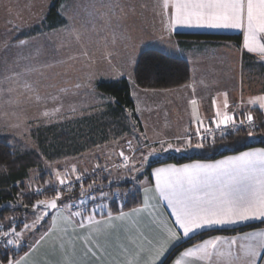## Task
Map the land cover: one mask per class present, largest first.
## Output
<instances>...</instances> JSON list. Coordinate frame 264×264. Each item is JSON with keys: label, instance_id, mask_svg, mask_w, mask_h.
<instances>
[{"label": "rangeland", "instance_id": "374dc122", "mask_svg": "<svg viewBox=\"0 0 264 264\" xmlns=\"http://www.w3.org/2000/svg\"><path fill=\"white\" fill-rule=\"evenodd\" d=\"M53 2L54 0H0V136H15L22 141L27 150L39 151L34 141L33 130L51 126H69L106 111L113 99L97 91L96 85L102 81L126 79L131 88L135 113L140 123H137L131 112H128L129 132L118 139L109 140L105 145L84 153L79 158L56 162L44 158L42 167L30 171L26 181L29 191L37 193V189L63 187L56 180L57 171L69 176L73 182L72 188L77 182L75 175L72 174L73 167L76 169V174L81 176L79 182L83 184L97 174L98 181L91 182L90 184L93 185L91 188L88 186L84 188L89 192L81 198L85 201L82 208L87 213L93 206L105 205L106 212L110 210L109 199L117 195L125 198L147 183L148 177L140 180L149 163V160L142 163V153L148 151L143 145L168 135L167 131L153 129L158 127L156 123L151 126L152 131H150L143 117L144 112L148 108L152 110L153 106L155 114L150 120L157 121L159 116H162L163 119L168 118L172 121L171 118H174L170 116V111L174 109L169 105L186 103L190 95L186 93V86L163 93L140 89L133 76L140 53L147 49H157L170 56L188 60L196 77V80L193 77L190 87L206 83L210 77L195 76L192 55L186 52V47L179 45L177 38L170 37L165 16L160 8V0H65L60 6V12L67 20L64 28L29 37L23 40L26 42L24 44L15 41L20 30L41 26ZM240 51L243 55L246 54L243 52L244 49ZM254 57L256 62L264 63V59L259 55ZM211 61L212 59H208V62ZM240 66L242 68V63ZM227 72L230 73L229 76L210 78L213 79L211 84L215 79L218 83L219 78H222L226 83L219 86L223 87L204 93L198 91L191 99L195 98L200 102V108L205 111L198 95L211 93L221 112L225 100L224 93H227L228 103L239 97L235 114L239 113L241 108L249 115L244 100L247 104L253 105L249 100L264 93H250L245 95L243 100L242 96L245 93L243 91L241 95L240 90L237 97L234 79L238 82L239 75L238 73L233 75L231 69ZM240 87L242 89L243 86L239 83V89ZM164 95L170 96L167 100L169 104ZM157 96L158 98H154ZM240 103L242 106H239ZM56 109L59 111H55ZM45 111L49 112V116L43 115ZM251 116L254 117L253 114ZM146 118L149 120L148 112ZM141 122L147 129L145 133L142 131ZM179 122L186 123L185 119H180ZM176 125L180 126V124ZM192 139L195 145L196 136L193 135ZM176 143L181 148L184 146V140ZM152 146L159 148V145ZM121 152L124 154L123 157L120 155ZM162 152L157 153L162 154ZM124 157L128 158L127 167L124 166ZM44 174L48 176L41 179ZM127 180H133L129 189L95 191L93 189L95 186L109 188L115 182ZM64 192L66 190L62 192V201L68 198L64 196ZM50 199H52L50 196L45 197V200ZM81 199L72 203L79 204ZM15 219L22 222V226L17 231H23L25 223H32L34 212L11 213L0 219V226H9ZM48 223H51L50 219ZM47 225V222H44L42 228ZM38 237L39 225L34 231L24 232L27 241L23 240L22 246H29L28 240L34 243ZM79 243L84 241L80 240Z\"/></svg>", "mask_w": 264, "mask_h": 264}, {"label": "snow or ice", "instance_id": "6c2138e0", "mask_svg": "<svg viewBox=\"0 0 264 264\" xmlns=\"http://www.w3.org/2000/svg\"><path fill=\"white\" fill-rule=\"evenodd\" d=\"M161 10L163 16L167 18L168 31L177 27L238 30L243 34V49L264 59V0H161ZM24 43L26 42L21 41V44ZM224 96L225 111L216 112L217 128L221 125L224 127L236 125L233 115L227 111L229 107L227 93H224ZM249 103L258 104L264 109V95L250 99ZM190 105L193 119L197 123L195 133L197 142L193 145L192 136H186L184 148H203L212 130L204 128V133L208 135L201 133L203 122L198 116V101L193 98ZM43 115L47 117L49 112L45 111ZM246 119L248 124L252 125L253 117L250 114ZM240 123L243 124L244 121ZM248 135L251 136L252 132L250 131ZM212 142L214 143V137ZM158 143L159 148L148 143L143 145L148 151L142 153V163H146L149 157L158 151L170 149L181 151L180 145L174 146L170 141L160 140ZM120 155L123 157V152ZM124 161V166L127 167L128 158L124 157ZM72 174L75 175L77 182L81 181L75 167ZM151 175L154 183L151 187H144L142 206L128 213L121 210L119 215L113 216L110 210L105 212V205L93 206L91 211L86 213L82 208L84 199H81L79 204L62 201V192L70 190L73 182L67 174L62 175L57 171L56 180L63 187L55 189L54 198L39 200L33 205L32 223H25L23 231H17L16 227L11 225L8 230L0 231V241L4 247L20 248L24 232L34 231L38 225L43 227L41 222H46L45 217L51 221L48 231L30 245L29 253L20 260H9L8 264H27L28 255L52 231L67 232L68 226H72L73 230L87 226L92 232H99L114 227V221L127 223L131 218L144 213L154 218L156 227L153 234L149 236L138 232L130 239L131 246H121L120 257L110 261V264H168L166 254L173 246H181L189 239L202 235L205 230L250 221H264V148L245 151L212 163L196 162L179 167L175 165L160 167ZM92 186L88 185L89 188ZM80 188L83 197L82 182ZM40 192L41 190L37 189L38 195ZM153 200L156 202L153 203ZM165 206L170 219L159 215V208ZM61 225L64 226L63 229L60 228ZM85 248V255H91L96 259L106 254L99 244L90 245L88 238H85ZM73 255L74 252L66 256L62 264H79ZM188 259L192 264H258L264 259V230L230 238L209 237L180 252L173 264H186Z\"/></svg>", "mask_w": 264, "mask_h": 264}, {"label": "trees", "instance_id": "16d2710c", "mask_svg": "<svg viewBox=\"0 0 264 264\" xmlns=\"http://www.w3.org/2000/svg\"><path fill=\"white\" fill-rule=\"evenodd\" d=\"M65 0H54L48 10L45 20L41 26L22 29L15 41H23L29 37L40 35L44 32H51L64 28L67 24L66 18L60 12ZM181 46L186 47V43L200 44H220L232 42L238 48L242 45L241 36L225 34H177ZM242 78L244 83L251 89L262 88L264 93V63L256 62L255 57L249 54L243 55L242 59ZM136 85L147 91H168L189 84L192 81L190 66L185 59L176 58L169 54L157 50L147 49L140 53L133 71ZM96 90L110 96L113 102L109 104L107 110L90 118L78 121L69 126H51L33 130L35 144L38 150H27L21 140L11 135L0 136V219H4L11 213L18 212V208H27L33 206L39 200H45V197L54 198L55 189H41L38 195L36 192L29 191L26 181L29 178L30 171L42 167L44 158L56 162L64 159L79 158L84 153L93 151L98 147L105 145L111 139H118L123 134L129 132L130 118L128 112H131L137 123H140L136 113L135 105L131 96V88L126 79L114 81H102L96 85ZM253 115L257 119H262L264 113L258 109L253 110ZM250 131L242 130L211 140L205 141V146L195 151H189L182 155H168L165 159L151 160L148 163L145 174L140 177H149L152 168L164 164L182 165L194 161H215L220 158L242 153L254 148H264V126ZM197 139V137H196ZM48 174L42 175L44 179ZM99 176V175H98ZM97 174L91 176L88 181H84V188L91 182L98 181ZM80 182H76L75 187L64 192L68 197L63 200L66 203H72L83 198L89 191L84 190V196H81ZM133 180L125 182H115L109 188L95 186V190L106 189H129ZM118 196V195H117ZM116 196V197H117ZM112 197L109 199L110 210L113 214L132 210L142 205L141 191L136 190L133 193L123 197ZM60 201H58V204ZM100 216V214H99ZM49 218L45 221L48 222ZM19 221L15 219L10 225ZM16 227L19 229L22 222ZM44 222H42L43 224ZM264 226L263 223L240 227L231 231H212L195 239H190L183 245L178 246L168 256V263L183 248H186L195 242L216 234H234L236 232L250 231ZM9 226H0V229L8 230ZM15 227V226H14ZM1 231V230H0ZM26 247L21 246L16 250L12 247L0 249V257L4 263L9 260L17 259L25 251Z\"/></svg>", "mask_w": 264, "mask_h": 264}, {"label": "crops", "instance_id": "0c3cea01", "mask_svg": "<svg viewBox=\"0 0 264 264\" xmlns=\"http://www.w3.org/2000/svg\"><path fill=\"white\" fill-rule=\"evenodd\" d=\"M161 3V0H160ZM161 8V6H160ZM166 22H167V18L165 17ZM177 34H225V35H236V36H241L242 39V45H241V49L238 48L234 43L232 42H225V43H220V44H209V43H200V44H191V43H186V52L191 54V61H192V65L195 69V76H208V77H223L225 75H230V73L227 72L228 69H231V72L233 73V75H236L238 73L239 75V79L238 82H236V79H234L235 81V91L237 93V97H238V93L240 91V94L242 95L243 91H244V95L242 96L243 100L245 99V95L247 94H263V91L261 90L262 88H252L251 89L246 85V83H244V80L242 78V70H241V66L239 67V65H241L242 63V59H243V53H241L240 50H243V34L238 31V30H214V29H206V28H188V27H177L173 30L170 31V37H174L176 38ZM179 43V40H178ZM180 45V43H179ZM181 46V45H180ZM245 50V49H244ZM246 52V54L249 55H257L254 53H248L246 50L243 51ZM197 58H195V57ZM208 59H212L211 62H208ZM188 62V60H186ZM218 61V62H216ZM221 61V62H220ZM229 61V62H228ZM240 61V63H239ZM224 62V63H223ZM189 66L190 63L188 62ZM228 66V68H227ZM236 67V69H235ZM227 68V69H226ZM190 70H191V74H192V81L195 79L196 77H194V73L192 72V68L190 66ZM194 77V79H193ZM208 79L206 80V83H201V85L199 84L198 86H191L192 81L189 84H186L184 86H186V93H190V95L188 96V100L185 102H182L181 105L179 103L175 104V105H169L171 108L174 109L171 110L170 112V116H173L174 119L171 118L172 121H170V119L168 118H162V116H159V120L157 121H153L150 120L151 116H153V109L154 107L152 106V110H150V108L147 109V111H145L144 113V119L147 121L149 127H150V131H152L151 126L158 124V127H155L153 129H156V131H167V136H164V138H160L159 140L156 139L155 141H151L148 142V144L151 145H159V141L160 140H167L170 141L174 146H176V142L180 143L182 140H184V137L186 136H196V128H197V123L196 121L193 119L192 116V106L190 105V99L192 96H194V94L196 92H210V90L215 89V90H219L221 87L223 86H219V85H224L226 83V81H224L222 78H219L220 81L218 83H216V79L214 81L213 84H211L210 82H213V79ZM226 79V77H224ZM241 79V81H240ZM198 83V82H197ZM200 83V82H199ZM239 83L240 85H242V89L240 87L239 89ZM182 86V88L184 87ZM198 87V88H196ZM181 88V87H178ZM175 88V89H178ZM172 89V90H175ZM170 92V90H168ZM164 91H162L163 93ZM261 92V93H260ZM160 94V93H158ZM200 96V100H202V104L204 106V110H202V108H200L201 103L198 102L197 108H198V116H199V120L203 122V127H201V132L204 131V128H207L208 126L214 125L215 121L217 119L216 116V112L217 110H219V106L217 104V102L215 101L213 95L211 93H206V94H200L198 95ZM190 97V99H189ZM154 98H158L154 97ZM164 98L166 99V101L168 99H170L169 95H164ZM239 98V97H238ZM238 98H234L232 102L228 103L229 107L227 109V111L229 112V114L234 116L237 114H235V109H236V105L238 102ZM213 101H215V104H213ZM168 104L170 103L169 101H167ZM166 103V102H165ZM244 104H245V108L248 110V113L251 115L253 114V110L254 109H258L259 111L264 113V110H262L261 108H259V105H249L247 104V102L244 100ZM155 106V105H154ZM168 106V105H167ZM183 106V110H181V107ZM166 107V106H164ZM225 109L222 106L221 108V112H224ZM147 112L149 113V120L146 118L147 116ZM183 114V115H182ZM233 116V117H234ZM139 119V118H138ZM180 119H185L186 123H182L179 122ZM140 121V120H139ZM161 121V122H159ZM176 124H180V126H177ZM182 124V125H181ZM141 126H142V131L143 133H145L147 131V129L145 128L143 122H141ZM173 128V129H172ZM172 130V131H171ZM189 131V133H188ZM166 133V132H165ZM196 140V139H195ZM193 145H194V140H193ZM199 148H188L185 149L184 146L181 148V151L177 152L175 150H168V151H163L162 154L156 153L153 154L152 157L153 158H149V162L152 160H161V159H165L168 155H182L184 153H188L189 151L192 150H198ZM257 149V148H254ZM253 150V149H250ZM247 150V151H250ZM245 152V151H244ZM240 154V153H239ZM239 154H235V155H239ZM229 156H234V155H229ZM226 156V157H229ZM151 157V156H150ZM226 157L220 158L218 160H222L225 159ZM157 158V159H156ZM217 161V160H215ZM215 161H194V162H190V163H186V164H191V163H196V162H201V163H212ZM169 165H175L177 167L185 165H177V164H164V165H159L156 166L154 168H152V170L150 171V175L148 177L147 183H145L144 185H142V187L140 188L141 191V196H142V204H143V198H144V187L148 186L151 187L152 183H154V179L152 177V172L156 169V168H160V167H166ZM156 201L153 200V203H155ZM142 206V205H141ZM139 206V207H141ZM137 207V208H139ZM131 212V210L129 211H125V213ZM168 210L165 207H160L159 208V215L162 216L165 219H170V217L167 215ZM119 215V213L117 214H113V216H117ZM51 216V215H50ZM97 218H99V215H97ZM49 222V220H48ZM47 222V224L49 225V223ZM51 222V221H50ZM264 221H250L247 223H242V224H238V225H230V226H224V227H218L212 230H205V233L208 232H212V231H231L234 229H238L240 227H245L248 225H253V224H259V223H263ZM114 227L111 228H106L103 229L102 231L99 232H92L91 229L89 227H85L83 229L80 228H75V230H73L72 226H68V230L67 232H64L62 230H56V231H52L49 233V235H47L45 237V239L43 241H41V243L36 246L35 250L32 251L28 257H27V264H62V262L65 260V257L68 255H73V258L75 260H77L79 262V264H110V261L119 258L120 257V247L121 246H131L129 244V241L132 237H134L135 235H137L138 232H142L146 235L151 236L155 230L156 224L154 221L153 216L148 215L147 213H144L138 217H133L131 218L127 223H122L120 221H114L113 222ZM48 225L44 228H42L41 226H39V237L36 239L38 240L40 238L41 235H43L46 231H48ZM63 225L60 226L61 229H63ZM95 227V226H93ZM103 228V226H101ZM264 230V226L260 227V228H256L250 231H245V232H236L234 234H216V235H211L208 236L206 238H203L201 240L204 239H208L209 237H214V236H223L226 238H230L233 236H238V235H242V234H246V233H250V232H254V231H261ZM91 233V234H90ZM85 238H88L89 240V244L90 245H94V244H99L101 246V248L105 251V255H102L100 257V259H96L94 257H92L91 255H85L86 252V248H85ZM27 238H24V241ZM80 240H83L84 243H79ZM190 240V239H189ZM201 240L195 242L194 244L200 242ZM29 246L28 245H23L24 247H26L25 251L22 253V255L20 257H18L17 259H13V260H20L21 257H24L26 253H29V247L30 245H32L33 243L28 240ZM192 244V245H194ZM190 245V246H192ZM188 246V247H190ZM178 246H173L172 249H170V252L167 253L166 255L169 256V254L174 251V249H176ZM187 248V247H186ZM186 248H183L181 251H179L176 255H174V257L171 259V261L168 264H173V261L176 259V257L179 255L180 252L184 251ZM20 249V248H19ZM9 262V261H8ZM4 263L1 260L0 257V264H8ZM186 264H192V261L190 259H188L186 261ZM258 264H264V259H261Z\"/></svg>", "mask_w": 264, "mask_h": 264}, {"label": "built area", "instance_id": "2783aa9c", "mask_svg": "<svg viewBox=\"0 0 264 264\" xmlns=\"http://www.w3.org/2000/svg\"><path fill=\"white\" fill-rule=\"evenodd\" d=\"M239 106H242V104L240 103ZM247 115L248 114L243 112L242 109L240 108V112L234 116V119L236 120L235 126L229 125L227 127H224L223 125H221L220 128H217L216 124H214V125L207 127V128H210L212 130L211 135L204 133V131H202L201 133L204 135H208L207 140H211V139H213V137H214V139H218V138H221L223 136L229 135V134L234 133V132H238V131H242V130L252 131V130H255L261 126H264V117L262 119H257L255 117H253L252 125H249L247 122V119H246ZM242 120L244 121L243 124L240 123V121H242ZM13 225L15 227H17L20 225V222L15 221L13 223ZM0 230L3 231L4 229H0ZM8 248L9 247H4L3 242L0 241V249H8Z\"/></svg>", "mask_w": 264, "mask_h": 264}, {"label": "water", "instance_id": "95a60500", "mask_svg": "<svg viewBox=\"0 0 264 264\" xmlns=\"http://www.w3.org/2000/svg\"><path fill=\"white\" fill-rule=\"evenodd\" d=\"M36 203H37V202H36ZM36 203H35V204H36ZM35 204H34V205H35ZM17 211H18V212H22V213L34 212V211H33V206H31V207H27V208H18ZM50 215H51V212L49 213V216H50ZM47 218H48V217H45V220H46Z\"/></svg>", "mask_w": 264, "mask_h": 264}]
</instances>
